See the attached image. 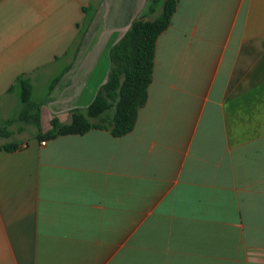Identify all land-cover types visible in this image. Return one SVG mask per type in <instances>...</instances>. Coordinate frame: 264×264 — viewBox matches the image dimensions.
<instances>
[{"label":"crops","instance_id":"obj_1","mask_svg":"<svg viewBox=\"0 0 264 264\" xmlns=\"http://www.w3.org/2000/svg\"><path fill=\"white\" fill-rule=\"evenodd\" d=\"M150 1L0 0V121L26 76L70 123ZM31 127L0 138V264H264V0H179L126 136Z\"/></svg>","mask_w":264,"mask_h":264},{"label":"trees","instance_id":"obj_2","mask_svg":"<svg viewBox=\"0 0 264 264\" xmlns=\"http://www.w3.org/2000/svg\"><path fill=\"white\" fill-rule=\"evenodd\" d=\"M178 2L179 0L149 2L148 18L134 20L125 35L111 48L108 79L95 100L85 110H73L70 123H62L54 118L51 129L43 133L40 127L42 107L33 101L34 86L28 77H19L9 92L18 94L22 110L16 117L0 121V138H10V127L18 121L36 127L39 132L37 137L41 141L54 140L60 136L83 135L91 130L109 131L114 138L131 133L140 110L147 102L157 41L171 26ZM84 12L86 27L93 14L91 8H85ZM157 12L160 14L155 16ZM85 33L84 30L83 34ZM56 82L57 80L51 85L49 95ZM20 147L19 143L14 142L1 145L0 149L14 152Z\"/></svg>","mask_w":264,"mask_h":264},{"label":"rangeland","instance_id":"obj_3","mask_svg":"<svg viewBox=\"0 0 264 264\" xmlns=\"http://www.w3.org/2000/svg\"><path fill=\"white\" fill-rule=\"evenodd\" d=\"M50 97V95L48 94L47 90H46V86L45 85H40L39 90L37 91V93L34 95L33 101L35 103H37L38 105L41 104V107L47 103H49L50 99H48ZM22 110V105L20 103V100L18 101V104L16 105L15 108H13L11 110V114L13 117H16L17 114H19ZM32 125L27 124L25 122L22 121H18L15 124H13L10 129L13 131L14 133V138H20V137H26V138H30L31 136H33L36 133V130L33 129V127H31ZM1 142V140H0Z\"/></svg>","mask_w":264,"mask_h":264},{"label":"built area","instance_id":"obj_4","mask_svg":"<svg viewBox=\"0 0 264 264\" xmlns=\"http://www.w3.org/2000/svg\"><path fill=\"white\" fill-rule=\"evenodd\" d=\"M45 144H46V142H43V143H42V145H45Z\"/></svg>","mask_w":264,"mask_h":264}]
</instances>
